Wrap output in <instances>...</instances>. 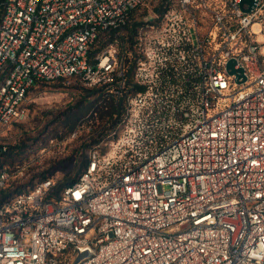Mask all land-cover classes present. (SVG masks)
Segmentation results:
<instances>
[{
	"label": "built area",
	"instance_id": "1",
	"mask_svg": "<svg viewBox=\"0 0 264 264\" xmlns=\"http://www.w3.org/2000/svg\"><path fill=\"white\" fill-rule=\"evenodd\" d=\"M147 1L0 0V127L43 80L127 94L59 199L0 205V264H264V0L169 1L134 17L131 69L119 39L92 55Z\"/></svg>",
	"mask_w": 264,
	"mask_h": 264
},
{
	"label": "trees",
	"instance_id": "2",
	"mask_svg": "<svg viewBox=\"0 0 264 264\" xmlns=\"http://www.w3.org/2000/svg\"><path fill=\"white\" fill-rule=\"evenodd\" d=\"M160 1L161 3L157 5V9L168 6L169 1L175 0ZM138 24L139 22L135 21L134 16H132L130 21L122 28L102 32L92 47V55L100 49L104 42L108 43L114 39H119L123 52V64L124 66H129L131 69L132 62L135 61L132 40ZM72 77L75 80L66 83ZM57 87L74 89L71 101L67 105L51 107L50 109H44L36 113L33 120L37 124L38 130L30 145H27L22 137L14 145H0V171L5 169L10 174V169L8 168L13 167L18 169L25 167L29 160V154L34 151L36 152L40 148V144L46 139H62L73 133L76 129H81L82 132L78 140L82 142L78 147L73 148L70 153V159L75 162L74 170L63 180L54 181L53 176L55 175L58 162L54 163L55 160H52L50 162L55 167H52L49 171H42L38 174L31 173V178L28 182L19 184L17 187L10 184L7 188H4L10 178L9 175L4 187L0 188V205L18 193L29 191L28 189L34 187L37 182L40 183L47 179H52L53 185L49 188L46 199H59L62 191L67 186L75 183L87 168L90 148L100 140H104V138H113L119 131V127L127 111V94H123L120 98H115L110 93L107 84L87 87L79 77L71 76L40 81L30 88L27 96L30 91L35 89L43 90L45 88L54 89ZM30 147L31 151L29 152L27 149Z\"/></svg>",
	"mask_w": 264,
	"mask_h": 264
},
{
	"label": "rangeland",
	"instance_id": "3",
	"mask_svg": "<svg viewBox=\"0 0 264 264\" xmlns=\"http://www.w3.org/2000/svg\"><path fill=\"white\" fill-rule=\"evenodd\" d=\"M161 3L160 0H148L146 5L139 11L134 13L135 19L148 13L151 8L156 7ZM106 43V42H104ZM75 78H69L66 83L74 81ZM74 89L72 88H45L43 90H32L24 100L23 107L25 108V116L18 120L13 121L11 124L0 127V145H14L18 143L19 138H23L27 145H30L33 141V137L37 133L38 128L34 122V116L39 111L44 109H50L51 107H58L67 105L72 99ZM89 130V129H88ZM82 130L76 129L73 133L65 138H49L46 139L40 148L35 152L29 154V160L25 167L22 168H8L10 169V178L4 188L8 185L17 187V185L28 182L31 178V173L38 174L42 171H49L52 169L53 164L50 161L55 160L57 168L55 175L53 176L54 181L63 180L69 176L74 170V161L70 159L71 150L78 147L82 141L78 140ZM112 138H104L95 143L88 152V156L94 147L98 144H108ZM35 148V147H34ZM31 151V147L27 149ZM105 150V148L103 149ZM38 183V182H37ZM36 183V184H37ZM35 184V185H36ZM34 185V186H35ZM33 188V187H32ZM32 188L28 189L31 190ZM19 194V193H18Z\"/></svg>",
	"mask_w": 264,
	"mask_h": 264
},
{
	"label": "water",
	"instance_id": "4",
	"mask_svg": "<svg viewBox=\"0 0 264 264\" xmlns=\"http://www.w3.org/2000/svg\"><path fill=\"white\" fill-rule=\"evenodd\" d=\"M247 3L249 5V7L246 10H249L251 8V6L254 5V0H242V4ZM232 62L229 63V66H232Z\"/></svg>",
	"mask_w": 264,
	"mask_h": 264
}]
</instances>
